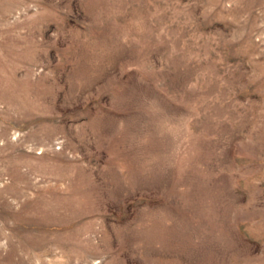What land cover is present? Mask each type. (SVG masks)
<instances>
[{"label":"rangeland","instance_id":"1","mask_svg":"<svg viewBox=\"0 0 264 264\" xmlns=\"http://www.w3.org/2000/svg\"><path fill=\"white\" fill-rule=\"evenodd\" d=\"M0 264H264V0H0Z\"/></svg>","mask_w":264,"mask_h":264}]
</instances>
